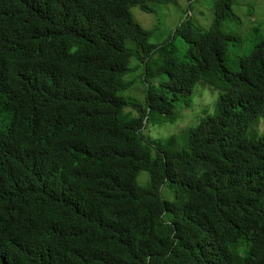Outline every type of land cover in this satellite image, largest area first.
Listing matches in <instances>:
<instances>
[{
    "label": "trees",
    "instance_id": "1",
    "mask_svg": "<svg viewBox=\"0 0 264 264\" xmlns=\"http://www.w3.org/2000/svg\"><path fill=\"white\" fill-rule=\"evenodd\" d=\"M174 2L0 0V264H264V36L229 66L233 0H214L178 57L131 12ZM134 56L144 104L124 95ZM200 79L226 88L215 114L155 145L150 117Z\"/></svg>",
    "mask_w": 264,
    "mask_h": 264
},
{
    "label": "rangeland",
    "instance_id": "2",
    "mask_svg": "<svg viewBox=\"0 0 264 264\" xmlns=\"http://www.w3.org/2000/svg\"><path fill=\"white\" fill-rule=\"evenodd\" d=\"M214 0H175L174 3L150 4L152 12H144L139 7L131 10L133 19L144 30L151 31L150 41L159 47L166 42L171 44L165 47V52L172 51L178 57H184L186 43L179 33L175 31L180 22L187 19L194 25L206 30L214 20L212 10ZM221 29L231 35L229 50L225 54L226 63L235 67L238 56L246 53L251 46L264 36V0H233L232 13L222 23ZM171 36L169 41L167 38ZM165 41V42H164ZM127 45L136 47L134 40L128 39ZM161 60L160 53L156 51L153 56V64ZM131 71L123 78V81H132L125 96L130 101L145 103V92L148 83L144 79L145 65L136 56L130 60ZM164 75L153 74L148 82L155 84ZM226 92V88L215 82L198 80L189 104L177 106L170 115L153 114L144 130V134L155 145L166 146L172 141L170 135L175 136L184 128L197 125L204 116L215 114L217 99ZM132 109H125V114ZM1 127V125H0ZM252 130L258 136H264V122L258 121ZM147 172H142L138 178L140 184H148ZM164 198L170 199L172 192L165 189Z\"/></svg>",
    "mask_w": 264,
    "mask_h": 264
}]
</instances>
